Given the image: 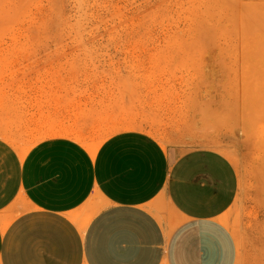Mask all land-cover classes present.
<instances>
[{"label": "crops", "instance_id": "0c3cea01", "mask_svg": "<svg viewBox=\"0 0 264 264\" xmlns=\"http://www.w3.org/2000/svg\"><path fill=\"white\" fill-rule=\"evenodd\" d=\"M53 50L0 78V264H237L224 217L240 177L224 154H178L140 131L96 153L65 134L29 144L47 132L93 141L103 115L101 69Z\"/></svg>", "mask_w": 264, "mask_h": 264}, {"label": "rangeland", "instance_id": "374dc122", "mask_svg": "<svg viewBox=\"0 0 264 264\" xmlns=\"http://www.w3.org/2000/svg\"><path fill=\"white\" fill-rule=\"evenodd\" d=\"M43 48L101 69L104 111L93 141L47 132L30 145L65 134L96 153L140 131L178 154H224L240 177L224 217L237 264H264V0H0V78Z\"/></svg>", "mask_w": 264, "mask_h": 264}, {"label": "bare ground", "instance_id": "6f19581e", "mask_svg": "<svg viewBox=\"0 0 264 264\" xmlns=\"http://www.w3.org/2000/svg\"><path fill=\"white\" fill-rule=\"evenodd\" d=\"M223 117V116H222Z\"/></svg>", "mask_w": 264, "mask_h": 264}]
</instances>
